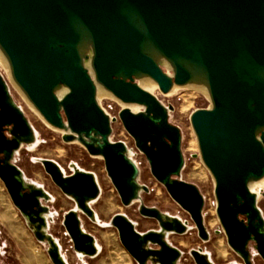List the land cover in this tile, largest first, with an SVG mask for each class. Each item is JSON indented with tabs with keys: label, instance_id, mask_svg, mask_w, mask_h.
Masks as SVG:
<instances>
[{
	"label": "water",
	"instance_id": "1",
	"mask_svg": "<svg viewBox=\"0 0 264 264\" xmlns=\"http://www.w3.org/2000/svg\"><path fill=\"white\" fill-rule=\"evenodd\" d=\"M0 52L12 82L43 121L61 131L64 142L102 159L123 207L138 202L140 216L157 222V230L140 233L125 215L111 217L108 226L136 264H179L182 252L167 236L184 235L188 223L141 202L148 188L139 184L126 145L110 140L115 119L100 108L97 87L143 109H121L118 118L203 242L209 239L204 199L180 179L182 137L168 122L172 107L135 81L149 79L162 94L173 86L206 90L210 107L189 119L214 181L216 216L243 264H252L250 244L264 262V218L248 188L264 178V0H0ZM35 141L36 132L0 75V181L34 238L46 245L51 263L67 264L48 233L51 196L15 164L19 149ZM40 164L74 202L62 220L73 251L96 255L95 239L80 220V214L95 220L90 205L100 188L94 175L77 168L65 175L46 159ZM190 256L194 264H213L200 250Z\"/></svg>",
	"mask_w": 264,
	"mask_h": 264
},
{
	"label": "rangeland",
	"instance_id": "2",
	"mask_svg": "<svg viewBox=\"0 0 264 264\" xmlns=\"http://www.w3.org/2000/svg\"><path fill=\"white\" fill-rule=\"evenodd\" d=\"M162 69L167 74H171V71L166 68ZM7 71L9 72L0 61V75L6 82L13 101L21 109L36 132L37 140L33 148L23 145L19 149L15 155V164L22 170L27 180L42 186L54 198L52 202L46 204L55 213L52 220L48 222V233L58 241L61 254L66 263L135 264L120 245L116 230L108 226L111 217L118 213L125 215L134 224L136 231L140 233L157 230V222L140 216L138 202L128 207L121 205L119 197L106 175L102 159L89 156L85 149L76 142H64L62 132L50 128L43 121L14 85ZM135 82L136 84L140 83L139 80ZM144 90L155 96L165 107H172V111L168 115V122L179 128L182 137L181 152L184 167L180 179L196 186L204 199L203 224L208 232L209 239L205 242L199 239L189 215L168 196L165 188L153 178L144 155L136 149L133 139L127 134L118 118L121 109L126 108L134 113L143 109L137 105L123 104L114 97H103L98 101L100 108L110 118L115 119V122L111 125L110 140L112 142H122L126 145L130 158L138 167L139 184L148 188V193H141V202L146 207H154L162 213L188 223V231L184 235L170 234L167 236L168 243L182 252L179 264H194L193 258L190 256L192 250H200L208 256L213 264H243L241 259L228 246L225 234L216 216L214 181L200 159L196 137L190 124L189 117L192 112L210 107L208 96L186 87H178L173 92L162 94L156 84L152 88ZM43 159L56 163L65 175L71 174L74 168L94 175L100 188V196L90 207L96 217L94 221H90L86 216L80 214V220L82 229L92 235L101 248V252L96 259L88 260L73 251L72 244L62 225V220L63 213L73 208L74 204L61 194L44 172L40 164V160ZM261 190L264 192V185L262 189L258 187V189L251 192L255 193ZM256 206L264 218V198L261 195L257 198ZM249 249L252 255V264H264L253 249V244L249 245ZM0 264H52L46 252V245L34 238L24 219L13 206L1 181Z\"/></svg>",
	"mask_w": 264,
	"mask_h": 264
},
{
	"label": "bare ground",
	"instance_id": "3",
	"mask_svg": "<svg viewBox=\"0 0 264 264\" xmlns=\"http://www.w3.org/2000/svg\"><path fill=\"white\" fill-rule=\"evenodd\" d=\"M0 61L5 65V67L8 69L7 67V63H6V60L5 58L3 57V55L1 54L0 52ZM4 69V68H3ZM6 72V71H5ZM8 72V71H7ZM9 74V72H8ZM8 77V76H7ZM155 85V83L149 79H143V80H140V83L138 84V86H140L142 89H148V88H152L153 86ZM186 88H190L193 89V90H196V91H199V92H202L204 93L206 96H208L206 90H204L203 88H200L198 86H193V85H187L185 86ZM176 88H178L177 86H173L171 91L170 92H173L176 90ZM64 90H62L61 92H59V96H62L64 94ZM103 97H109V98H113L108 92L104 91L101 87H97V94H96V98H97V101H99L101 98ZM37 141V140H36ZM35 141V143H36ZM35 143L32 144V145H28L27 147L28 148H33L35 146ZM130 158V156H129ZM132 160V159H131ZM97 182V181H96ZM264 185V178H262L261 180L259 181H255V182H251L249 183L248 185V188L250 191H255L256 189L261 188L263 187ZM262 193V190L259 191V192H255L257 198L261 195ZM207 259L209 260V258L207 257Z\"/></svg>",
	"mask_w": 264,
	"mask_h": 264
},
{
	"label": "crops",
	"instance_id": "4",
	"mask_svg": "<svg viewBox=\"0 0 264 264\" xmlns=\"http://www.w3.org/2000/svg\"><path fill=\"white\" fill-rule=\"evenodd\" d=\"M70 175V174H69ZM52 182V181H51ZM34 183V182H33ZM36 184V183H35ZM38 185V184H37ZM40 186V185H39ZM56 187V186H55ZM43 188V187H42ZM57 188V187H56ZM44 189V188H43ZM58 189V188H57ZM45 190V189H44ZM60 191V190H59ZM47 192V191H46ZM61 192V191H60ZM48 193V192H47ZM50 196H51V201L50 202H52L53 200H54V198L52 197V195L50 194V193H48ZM62 194V193H61ZM62 195H64V194H62ZM65 196V195H64ZM99 196H100V194H99ZM66 198H68V199H70L72 202H73V200L71 199V198H69V197H67V196H65ZM99 198V197H98ZM97 198V199H98ZM73 204H74V202H73ZM74 207H75V205H74ZM74 207L73 208H71V209H68L66 212H68L69 210H72V209H74ZM49 211H50V213H51V215H52V217H54V215H55V213L54 212H52L51 211V209H50V207H49ZM66 212H64L63 213V216L65 215V213ZM94 212V211H93ZM94 215H95V217H96V214L94 213ZM91 221V220H90ZM53 237V236H52ZM54 238V237H53ZM55 239V238H54ZM95 239V238H94ZM56 240V239H55ZM57 241V240H56ZM57 243H58V241H57ZM59 245V244H58ZM95 245H96V248H97V254L96 255H94V256H91V257H87V256H82L83 258H86V259H88V260H93V259H96L98 256H99V254H100V252H101V248L98 246V243H97V241H96V239H95ZM60 247V246H59ZM73 249V248H72ZM81 257V258H82ZM132 259V258H131ZM136 264V263H135Z\"/></svg>",
	"mask_w": 264,
	"mask_h": 264
}]
</instances>
